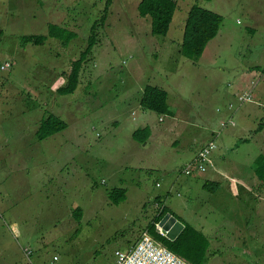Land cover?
<instances>
[{
	"label": "rangeland",
	"instance_id": "rangeland-1",
	"mask_svg": "<svg viewBox=\"0 0 264 264\" xmlns=\"http://www.w3.org/2000/svg\"><path fill=\"white\" fill-rule=\"evenodd\" d=\"M106 1L0 0V67L10 63L0 68V264L54 255L57 264H116L115 250L162 206L207 236L204 264H264V181L255 174L264 155V98L255 86H264V0H176L165 35L151 33L140 0H111L100 23ZM193 4L223 18L197 60L180 49ZM95 21L77 88L58 94ZM50 23L74 38L21 43L46 35ZM146 85L167 92L172 115L140 106ZM245 91L252 100L238 103ZM50 113L67 127L36 139ZM146 126L150 137L134 140ZM210 140L215 149L198 170ZM206 181L219 186L210 191ZM114 188L126 190L119 203L107 195Z\"/></svg>",
	"mask_w": 264,
	"mask_h": 264
},
{
	"label": "trees",
	"instance_id": "trees-1",
	"mask_svg": "<svg viewBox=\"0 0 264 264\" xmlns=\"http://www.w3.org/2000/svg\"><path fill=\"white\" fill-rule=\"evenodd\" d=\"M110 1L107 0L105 3L104 12L99 18L100 23L104 22ZM176 7V0H140L137 4L139 15L142 17H150L151 33L153 35H165L168 32ZM222 19V15L219 13L197 4L191 5L185 19L180 47L181 53L188 59L197 60L200 58L206 44L217 35ZM98 23L97 21L93 23L86 47L81 51L79 57L72 62L70 72H68L64 84L56 89L58 94L65 95L72 93L77 88L80 76L79 72L91 54L96 42L95 27ZM74 36L75 33L73 31L59 24L50 23L47 27L46 35H23L20 37V41L21 43L31 42L41 44L47 37H52L66 42L74 38ZM167 97L168 94L164 89L153 85H146L142 91L139 103L143 109L153 111L159 115H172V111L168 106ZM260 125L263 127L264 122ZM66 127L67 124L65 121L50 113L41 120L36 134L38 139H43L64 130ZM150 134L151 129L146 126L135 129L132 132V138L136 141L143 142L150 137ZM255 162V174L258 179L264 181V155L259 154ZM204 183V187L210 191H213L219 186L217 182H211L209 184L206 181ZM125 194V188H114L107 192L110 201L113 203H119L124 200ZM152 200L157 203L159 197H155ZM167 212H169L168 209L162 206L152 221L146 225V230L144 231L182 257L188 264H204L207 257L209 240L201 230L194 229L192 225L179 220L183 223L184 227L174 240H170L165 235L156 231V224L159 223ZM73 214L78 219L81 215L80 207H76Z\"/></svg>",
	"mask_w": 264,
	"mask_h": 264
},
{
	"label": "built area",
	"instance_id": "built-area-1",
	"mask_svg": "<svg viewBox=\"0 0 264 264\" xmlns=\"http://www.w3.org/2000/svg\"><path fill=\"white\" fill-rule=\"evenodd\" d=\"M8 67H10L9 62H4V64L1 65V69H6ZM246 100H252L251 95L247 91L237 94L238 103H243V101ZM226 123L234 125L231 119ZM224 124L225 123H222L221 125L223 126ZM215 146V142L210 140L206 145L201 147L196 156L195 163L197 162V165L195 164L194 168L198 170L204 169ZM191 171L192 168L190 167L185 169L187 174ZM156 228V231L165 235L164 231L161 230L159 226ZM25 251L26 254L30 253L28 249ZM114 256L116 264H188L182 257L174 253L160 241L154 239L146 231L141 234L139 239L130 248L126 250H115ZM57 259L58 256L54 255L46 264H57Z\"/></svg>",
	"mask_w": 264,
	"mask_h": 264
},
{
	"label": "water",
	"instance_id": "water-1",
	"mask_svg": "<svg viewBox=\"0 0 264 264\" xmlns=\"http://www.w3.org/2000/svg\"><path fill=\"white\" fill-rule=\"evenodd\" d=\"M158 226L161 230L165 231V236L170 240H174L184 227L183 223L169 212L162 217Z\"/></svg>",
	"mask_w": 264,
	"mask_h": 264
},
{
	"label": "crops",
	"instance_id": "crops-1",
	"mask_svg": "<svg viewBox=\"0 0 264 264\" xmlns=\"http://www.w3.org/2000/svg\"><path fill=\"white\" fill-rule=\"evenodd\" d=\"M5 62V61H4ZM3 62V63H4ZM1 68V67H0ZM255 86L257 87V89H258V92H259V97L260 98H264V86H262V84H260L259 82L258 83H256L255 82ZM54 87V86H53ZM44 118H40V122H41V120H43ZM160 120H161V118H160ZM40 122H39V124H40ZM39 124H38V126H39ZM149 127V126H148ZM37 129H38V127H37ZM37 129H36V131L35 132H37ZM151 133H152V130H151ZM36 136V139H38V137H37V134L35 135ZM41 140V139H40ZM219 174H220V172H219ZM218 183V182H217ZM141 236V234H137V236H136V239L134 240V241H130V240H126L125 241V244H126V249H128V248H130L137 240H138V238ZM27 249V247H25L24 248V252H25V254H26V250ZM126 249H123V250H126ZM28 250H30V253L29 254H32V249H28ZM51 259V258H50ZM59 259V258H58ZM57 259V260H58ZM49 259H41L40 258V261L39 262H41L40 264H46L47 263V261H48ZM56 263H57V261H56Z\"/></svg>",
	"mask_w": 264,
	"mask_h": 264
}]
</instances>
